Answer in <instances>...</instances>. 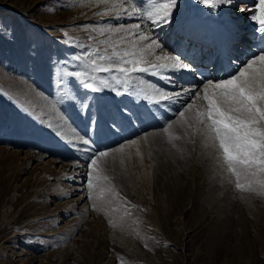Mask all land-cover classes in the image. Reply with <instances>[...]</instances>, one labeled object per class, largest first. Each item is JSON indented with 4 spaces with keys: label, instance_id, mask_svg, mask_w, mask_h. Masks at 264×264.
<instances>
[{
    "label": "rangeland",
    "instance_id": "obj_1",
    "mask_svg": "<svg viewBox=\"0 0 264 264\" xmlns=\"http://www.w3.org/2000/svg\"><path fill=\"white\" fill-rule=\"evenodd\" d=\"M190 5L200 6L181 0L179 18ZM103 8L95 0H0V264H264V197L223 182L199 143L181 144L183 158L171 149L160 129L172 119V109L107 91L88 93L98 96L86 101L90 110L67 101L58 106L68 119L56 134L59 115L51 102L59 95L65 60L81 52L78 45L92 43L88 28L116 24L97 15ZM229 14L232 21L243 15L231 9ZM174 24L155 33L177 54L167 30L182 25ZM250 29L245 38L254 37L257 46L254 24ZM118 100H124L120 108L129 107L127 116L117 111ZM76 135L91 136L101 149L138 140L126 149L132 158L123 167L116 154L111 172L121 195L138 205L129 208L131 215L123 216V208L110 216L91 209L87 153L73 147ZM114 139L115 146L102 148ZM109 218L122 228H113Z\"/></svg>",
    "mask_w": 264,
    "mask_h": 264
},
{
    "label": "snow or ice",
    "instance_id": "obj_2",
    "mask_svg": "<svg viewBox=\"0 0 264 264\" xmlns=\"http://www.w3.org/2000/svg\"><path fill=\"white\" fill-rule=\"evenodd\" d=\"M196 3L209 14L224 8L243 14L253 22L254 33L259 35L256 49L250 45L245 58L236 57L222 75L205 76L192 60L166 50L155 33L156 28L163 30V26L176 23L181 15V0H95L96 5H104L97 15L111 16L116 24L88 28L92 43L78 45L81 52L65 60L58 81L59 95L51 102L52 113L59 115L56 134L60 135L68 119L60 115L58 106L67 101L70 106L90 110L92 105L86 101L98 96L88 93L107 91L116 98H132L157 109L175 107V120L160 129L164 142L181 158L185 155L181 144L199 143L202 154L212 159L223 182L233 185L238 192L264 197V0H252L251 4L248 0ZM239 18L237 15L236 19ZM121 20L125 22L120 23ZM183 73L189 74L190 79H184L180 75ZM145 75L162 83L146 80ZM121 103L124 100L117 101V111L127 116L129 109L126 105L120 108ZM116 127L114 121L113 128ZM141 140L146 141L147 134ZM71 143L78 150L82 146L87 153L84 175L91 209L110 216L123 208V216L131 215L129 208L138 205L121 195L111 172L116 154L123 167L132 158L126 149L138 145V140L101 149L91 136L76 135ZM135 156L143 161L139 146ZM108 223L113 228L123 226L113 218Z\"/></svg>",
    "mask_w": 264,
    "mask_h": 264
},
{
    "label": "bare ground",
    "instance_id": "obj_3",
    "mask_svg": "<svg viewBox=\"0 0 264 264\" xmlns=\"http://www.w3.org/2000/svg\"><path fill=\"white\" fill-rule=\"evenodd\" d=\"M190 9V11L188 12V10ZM227 10H228V13H229V9L227 8L226 11H225V8L224 9H221V11L225 12L227 14ZM184 16L186 14L185 17H182V18H178L177 20L179 21V19L182 20V23H178V21H176L177 23H175L174 25H178V24H183L182 25V29L174 32L173 28H169L167 30V33L170 34L172 33V36L171 34L168 36L169 38H174L175 36H178L179 33H182V30H183V27H184V23L187 24V26H190V28L193 29V31L197 34V36L195 37L197 42L195 43V45H197L198 47H202V49L204 47H206L207 49L210 47L212 50H213V47H211V42L209 41L208 37L211 39V34L214 33L216 35H219L221 37V43H222V52H221V55H223V57H225L226 59H223L224 61L220 62L221 60V56H219V58H217V54H214L211 58V60H208V62L206 63V65H204V68L203 69H200L199 71L200 72H203L205 76H212L213 74H216V75H221L224 70L228 69L229 68V65L230 64H227V62L229 61V58L232 59V61L234 59H236V57H234L233 59V56L231 57L228 53L225 52V47L229 44V36L232 35H237L238 34V41L235 40V44H242L243 47L242 48H239L237 47L234 51V55H237L235 54L237 51H239V49H243L244 48V45L242 40L243 38L242 35L243 33L245 32H248L249 29H250V25H253V22H251V24L249 23L248 26L244 29L241 27H238L239 24L241 23H248V21L244 18V20H246L245 22H243V15L239 18V20L237 22H233L231 23L230 20L228 19L229 15L227 16H220L218 13H215V15H213L214 17L212 18V15L209 14L208 10L203 8L202 6H192L190 5L186 10H184ZM224 13V14H225ZM221 14V13H220ZM232 16V15H230ZM200 18H203L205 17L207 19V21H211V24H209L207 21H205L204 19H199ZM212 19V20H211ZM246 23V24H247ZM236 26V28H235ZM234 27V28H233ZM251 31V30H250ZM249 31V32H250ZM240 33V34H239ZM166 34V33H165ZM207 34V37L204 41H201L199 38H201L202 36H205ZM254 39H252V42H253ZM185 41V39L182 40L181 44ZM247 41V40H246ZM193 42V40H192ZM211 43V44H210ZM250 43V42H249ZM175 46V45H174ZM252 46V45H251ZM175 51L178 53V54H181L182 56H186L183 52L180 51V46H175ZM167 50V49H166ZM240 52V51H239ZM247 51H244L242 56H241V59H244L245 58V53H247ZM226 53V54H225ZM216 55V56H215ZM187 57V56H186ZM238 57V56H237ZM188 58V57H187ZM190 59V58H188ZM217 59L219 60L218 63H217ZM194 62L195 64V59H190ZM213 63V65H212ZM196 65V64H195ZM199 69V68H198ZM148 76V75H147ZM144 78V77H143ZM148 78V77H147ZM184 78L186 79H190V77L187 75V73H184ZM150 78H148L149 80ZM156 79V78H155ZM153 80V79H152ZM154 81V80H153ZM157 82V81H156ZM155 83V81H154ZM161 83V82H160ZM113 97V96H111ZM110 97V98H111ZM115 98V97H114ZM110 100V99H107V101ZM115 101V100H113ZM110 102V104L112 105V102L111 100L108 101ZM114 103V102H113ZM104 106V105H103ZM113 106V105H112ZM111 107V106H110ZM155 107V106H154ZM178 107V106H176ZM129 108V107H128ZM156 108V107H155ZM162 108V107H161ZM161 108L159 110H161ZM175 108V107H174ZM104 109V108H103ZM112 110V109H111ZM114 110V109H113ZM163 110V109H162ZM167 110H164V112H166ZM166 114V113H165ZM169 116H171V118L173 120H175L176 118V114H175V109L171 110V113L169 114ZM164 117V116H163ZM171 119V120H172ZM165 124V123H164ZM112 133V132H111ZM120 134V133H119ZM107 139V138H106ZM118 139V138H117ZM115 140H112V141H106L104 144H103V147L102 148H105V147H110V146H115L116 143H115ZM120 146V145H118ZM71 160V159H70ZM71 161H76V160H71Z\"/></svg>",
    "mask_w": 264,
    "mask_h": 264
}]
</instances>
